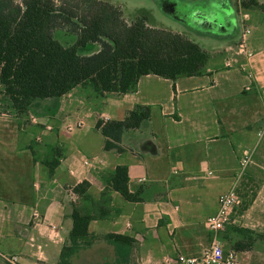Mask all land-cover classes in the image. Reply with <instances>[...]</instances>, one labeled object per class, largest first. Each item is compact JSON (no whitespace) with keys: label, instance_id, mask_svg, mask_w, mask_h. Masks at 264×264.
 Wrapping results in <instances>:
<instances>
[{"label":"crops","instance_id":"obj_1","mask_svg":"<svg viewBox=\"0 0 264 264\" xmlns=\"http://www.w3.org/2000/svg\"><path fill=\"white\" fill-rule=\"evenodd\" d=\"M240 35L216 47L235 46L230 42ZM252 44L248 45L253 56L237 57L230 68L224 67L226 54L213 55L202 76L172 81L147 75L134 92L121 95L86 96L77 91L81 87L75 88L59 100L62 120L74 116L80 120L85 102L96 99L100 104L89 114L94 123L74 135L59 127L42 142L29 140L21 145L19 124L0 115V209L11 200L18 210L19 230L14 234L19 246L35 237L46 241L52 257L58 259V247L67 243L72 229L75 205L94 214L90 234L135 239L132 264H163L164 257L178 254L198 256L212 238L207 218L217 211L220 195L232 187L241 161L250 157L245 178L237 187L241 204L219 237L227 253L241 240L234 229L252 230L259 235H253L257 239L252 248L234 252L242 264H264V181L255 178L264 176V49ZM256 51L263 53L256 55ZM242 64L253 78L242 71ZM138 106L151 108L150 120L124 133L123 153L106 151L97 121L125 120L127 112ZM38 152L43 157L39 162ZM85 158L94 161L91 167L83 164ZM55 160L58 167L52 174L46 162ZM118 165L128 167V188L131 193L140 192V201L128 202L113 190L110 180ZM83 182L89 186L81 197L75 188ZM9 192L17 197H6ZM33 208L43 224L32 222ZM52 224L56 230L50 229ZM106 251L97 242L83 254L101 257Z\"/></svg>","mask_w":264,"mask_h":264},{"label":"trees","instance_id":"obj_2","mask_svg":"<svg viewBox=\"0 0 264 264\" xmlns=\"http://www.w3.org/2000/svg\"><path fill=\"white\" fill-rule=\"evenodd\" d=\"M236 4L239 11H264V0H237ZM63 36L71 42L64 43ZM210 57L209 50L186 31L156 28L145 15L127 20L120 7L106 1L74 0L71 4L64 0L56 5L53 0H22L20 4L0 0V104L15 114H27L35 101L60 99L77 87L92 86L98 96L121 95L134 92L147 75L172 81L202 76ZM150 118L151 108L138 106L127 112L125 120H98L95 127L105 137L106 151L123 153L124 133L140 128ZM46 165L53 174L58 161ZM110 182L124 200L140 201V192L131 193L128 188L126 165L116 167ZM88 186L83 182L75 192L83 197ZM71 218L72 229L57 264L98 257L83 254L97 242L108 244L114 252L106 251L110 257L102 254L99 262L132 264L135 239L114 233L90 234L94 214L75 205ZM234 230L241 237L233 245L235 252L250 250L257 239L253 235L259 236L250 229Z\"/></svg>","mask_w":264,"mask_h":264},{"label":"rangeland","instance_id":"obj_3","mask_svg":"<svg viewBox=\"0 0 264 264\" xmlns=\"http://www.w3.org/2000/svg\"><path fill=\"white\" fill-rule=\"evenodd\" d=\"M53 1L56 5L64 4V0ZM102 1L120 7L127 20L131 21L135 17L145 15L148 17L149 24L156 28L171 29L179 32L186 31L191 39L196 40L203 47L210 50L211 57L215 54H223V56L226 54L228 58L232 56L235 59L245 54L242 53L237 55L235 51L227 50L228 48H218L216 47V43L226 39H234L242 31V13L247 12L250 19L247 20L245 24L251 31L247 39V49L250 50L248 45L250 41L254 43L252 44L253 47L264 49V11L257 8L248 11L240 9L239 11V7L236 4L237 0ZM16 2L20 4L22 0H16ZM71 4H74V0H71ZM61 38L64 43L71 42L69 36H63ZM261 53L263 52H255L256 55ZM224 67H226L225 62ZM78 89H80V91L86 96L95 93L92 86L77 88V91H79ZM59 100L61 99L35 101L27 114H15L13 111L7 109L6 106L0 104V115L3 116V119L5 120L13 121L12 119H14L15 124H19L21 130V145H23V141L29 140H33L35 143L42 142L44 141L43 139L45 136H48L51 133H53L52 135H55V133H57L56 130L59 131V127H61L63 133L74 135L77 131L86 129L94 123L95 118L89 114L92 113V111L96 112L100 100L94 99L91 102H85L84 105L81 106V114L79 115V118L84 122V127L80 129L75 128L77 123L80 122L75 116L65 120L61 119L63 111L60 110L61 107H59ZM62 102H64V108H66V101L62 100ZM73 106L74 105H72L71 109H75ZM66 111L67 110L65 109V112ZM72 114H76V111ZM30 125H36L37 127L41 126L42 128H37L35 126L33 128V126ZM49 127H51V129H49ZM69 127L75 129L70 132L68 130ZM30 148L32 149V147ZM34 148L36 149V152L37 150L39 151L38 146L35 145ZM37 156L38 162L42 161L43 157L39 152L37 153ZM246 173L247 172L242 176V180L245 178ZM255 178L259 179L260 183L264 181V176L255 175ZM71 194L72 196L74 195L72 191ZM6 195V197L9 198H11V196L17 197V194L12 192L6 193ZM5 203L6 208L0 209V234L4 235L2 236L4 245L0 244V264H57L62 251V249H60L62 248L61 244L58 247L60 250L58 259L52 257V253L49 250L50 246H46V241L39 242L35 237L24 239L22 242V248L19 246L14 234V231L17 232L19 230L16 223V219L20 220V218H18V210L11 204V200H7ZM238 210L241 212V207ZM34 213H37L38 216H35ZM32 222L34 225L43 224L39 211L34 208L32 209ZM50 229L56 230L57 227L52 224ZM209 241L210 240H208L206 244H208ZM100 243L104 245L103 242ZM106 247L111 254L114 253L111 246L107 244ZM109 252L105 254L110 257ZM261 260H264V257H262ZM99 261L100 258L98 257H84V260L79 259V261H76V259H74L73 264H103ZM251 264H253V262Z\"/></svg>","mask_w":264,"mask_h":264},{"label":"built area","instance_id":"obj_4","mask_svg":"<svg viewBox=\"0 0 264 264\" xmlns=\"http://www.w3.org/2000/svg\"><path fill=\"white\" fill-rule=\"evenodd\" d=\"M249 18L250 17L247 12L242 13V31L239 41L235 46L228 48L229 51H235L237 55L244 53L247 58H251L253 56V53L247 49V39L251 31L245 23L249 20ZM234 61L235 58L229 57L225 62L226 67H232ZM241 68L250 78H253V74L247 65L242 64ZM247 90H251V88L248 87ZM83 126L84 123L80 121L77 123L75 128L80 129L83 128ZM75 128L69 127L68 130L72 132ZM49 129H51V127H49ZM250 162V157H246L241 161L232 187L227 192L220 195L218 199L217 211L207 218L206 225L212 234L210 244L198 256H186L183 254H178L175 257L166 256L163 259V264H242L238 260L234 251L225 253L219 235L232 223L233 211L241 202L237 195V187L241 182V178L245 174L246 168ZM93 163V160L87 158L83 160V164L86 166L91 167ZM34 215L38 216L37 213H34Z\"/></svg>","mask_w":264,"mask_h":264}]
</instances>
